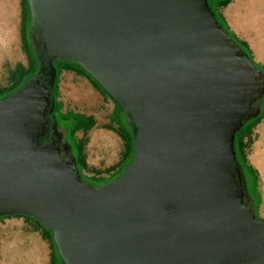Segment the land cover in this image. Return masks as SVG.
<instances>
[{
  "label": "water",
  "instance_id": "1",
  "mask_svg": "<svg viewBox=\"0 0 264 264\" xmlns=\"http://www.w3.org/2000/svg\"><path fill=\"white\" fill-rule=\"evenodd\" d=\"M39 73L81 66L137 138L117 180L93 187L45 134L50 91L0 103V218L54 234L63 264H264V224L243 204L236 134L260 114L263 72L208 0H29Z\"/></svg>",
  "mask_w": 264,
  "mask_h": 264
},
{
  "label": "rangeland",
  "instance_id": "2",
  "mask_svg": "<svg viewBox=\"0 0 264 264\" xmlns=\"http://www.w3.org/2000/svg\"><path fill=\"white\" fill-rule=\"evenodd\" d=\"M234 1L232 0L231 3H234ZM225 9L221 8L220 13L228 22L231 30L239 39L248 43L254 55V60L264 68V62L261 63L256 59L250 44L251 39L255 37V31H249L247 29L248 22H245L246 25H244L243 30L236 32L225 16ZM21 20V0H0V88L11 89L14 84L13 74L17 68L19 66L28 67L26 51L22 41ZM28 27H30L29 22H27L26 28ZM59 101L62 103L61 112L64 114L72 110L94 117V127L84 135L76 133L74 137L69 136L63 123H60L57 128V132L61 136L67 137L71 143L81 142L83 144L86 166L81 170L84 179L96 187L117 180L130 160H133L135 154V152L131 153L130 158L120 163L114 170L108 167L114 163L113 159H116L115 157L119 156L121 158L126 149V141L121 134L123 130L128 132V136L132 135L131 120L127 117L125 111L111 97L95 88L93 81L73 71H63L59 77ZM115 109L117 114L113 115ZM57 115L58 119L61 120L60 114L57 113ZM116 123L122 126L119 127ZM260 124L264 125V119ZM259 125L242 139L243 156L246 167H248L246 172L249 182L248 189L257 207L259 217L264 220L262 212L263 196L260 191L262 181L254 159L261 148V141L264 140V127L260 130V139ZM104 130L110 133L107 134ZM97 131L101 133L103 131V134L109 135L114 142L109 144L108 141L109 146H107L104 141L100 145L101 143L99 144V140L95 137ZM39 222L25 215L0 218V264H52L53 260L54 264H63L59 250L55 247L57 244L54 238V243L44 238L46 226L42 222L43 225H41Z\"/></svg>",
  "mask_w": 264,
  "mask_h": 264
},
{
  "label": "trees",
  "instance_id": "3",
  "mask_svg": "<svg viewBox=\"0 0 264 264\" xmlns=\"http://www.w3.org/2000/svg\"><path fill=\"white\" fill-rule=\"evenodd\" d=\"M231 1L232 0H208L210 7L215 12V16H216L222 30L224 32H226L234 41H236V43L242 48V50L245 53H247V55H249L250 60L252 61L253 65L255 67L259 68L263 72V76H264V68L261 65H259L258 63H256V61L254 60L255 59L254 55H253L248 43L238 38V36L231 30L226 19L220 13V9L221 8H227L231 4ZM25 11H26V13H25ZM21 14H22V19H24V16L27 15V22L31 23V25H32V14H31V8H30L29 0H21ZM22 41H23V45H24L23 47L25 48L26 54L30 53V55H28L30 57V61H29L30 63L28 64L27 68L24 66H19L17 68L16 72L13 74L14 84L12 85V88L11 89L0 88V98L3 97V99H8L12 95H14L19 89H21L24 86V84L32 77V75H34L37 72L36 67L37 66L39 67V64H38V61L36 58V53L34 52V50L30 49V46L25 45L24 31L22 32ZM29 51H31V52H29ZM31 61H32V64H31ZM55 67L57 69V78H56V82H55V87L51 93V97L53 100V104H52L53 105V114H56L57 119H58L57 113L60 114L61 120L58 119V124L60 126V123H63L66 126L67 131H68L67 134H69V136L74 137L76 135V133L81 131V130H84L86 133L87 131H89L91 128L94 127L95 121H94L93 116H86L84 114L73 113L71 111H67L65 114L61 112L62 111V103L59 101V77L63 71H73L79 75L85 76L88 79L90 78L93 81L95 88H97V89L101 90L102 92H104L105 94H107L109 97H111L117 103L118 106H120V108L123 109V107L120 105V103L117 102L108 93V91H106L81 66L74 64L70 61L62 60V61L55 62ZM257 106H258L257 109L260 110L259 116H257L255 119H252V120L246 122L244 127L236 134L235 147H236V152H237V158H238L240 164L243 166V168H246V163H245V158L243 156L244 146H243V139L242 138L244 136H247L264 119V96L258 101ZM116 109H117V107H116ZM116 109H115L113 115L117 114ZM80 122H84L86 124V128H79L78 126L73 125L74 123H80ZM131 127H132V130H131L132 135L131 136L130 135L125 136L124 133H121L123 139L126 141V148H127V156L125 158L126 160L128 158H130L131 153L135 152V142H136V138H137V133L134 131L135 126L132 125ZM49 134L50 133H48V134L45 133L43 136L40 137L39 143L41 145L48 144V142L50 141ZM67 141L72 146V152H73L74 157L76 158L77 167L80 171V174L82 175L81 169L85 168V166H86V160H85V157L83 155L84 146L81 142H77V144L76 143L73 144L70 142V140H68V138H67ZM131 162L132 161L130 160V162L128 163V165H127L126 169L124 170V172L122 173V175L128 169ZM249 170H251L253 172V170L251 168H249ZM122 175H120L118 178H120ZM82 179L84 182L89 183L87 180L84 179L83 175H82ZM93 187H95V186H93ZM253 210H254V214H255L256 218L260 222H264V220L259 217L256 206L254 207ZM22 216H24V215H22ZM39 223L41 225H43L41 222H39ZM45 231H46V233H45V235H43L44 238L46 240H51L54 243V240H53L54 234L51 231L47 230L46 228H45ZM55 247L58 250V247L56 245H55ZM52 264H54V260L52 261Z\"/></svg>",
  "mask_w": 264,
  "mask_h": 264
},
{
  "label": "crops",
  "instance_id": "4",
  "mask_svg": "<svg viewBox=\"0 0 264 264\" xmlns=\"http://www.w3.org/2000/svg\"><path fill=\"white\" fill-rule=\"evenodd\" d=\"M225 16L231 22L233 28L236 32H241L244 28L245 22L247 23V29L249 31H255V37L251 39V48L255 54V57L261 63L264 62V0H235L234 3H231L225 9ZM251 29V30H250ZM73 113H79L77 111H72ZM81 114V113H80ZM119 127L121 124L116 123ZM74 126H78L79 128H86V124L84 122L74 123ZM124 127V126H123ZM264 127L263 124H260L258 127V132L260 134L261 139V128ZM105 133H110L105 131ZM77 133L85 134L84 130H81ZM125 136H127V131L123 130ZM109 146L108 144H105ZM117 156V155H116ZM127 156V148L123 152L121 158L119 156L115 157L114 163L109 165L108 167L114 170L120 163L124 162ZM254 163V162H253ZM255 164V163H254ZM112 166V167H111ZM256 168L260 172L262 186L260 191L263 196V205L262 212L264 214V170L261 167H258L255 164Z\"/></svg>",
  "mask_w": 264,
  "mask_h": 264
},
{
  "label": "flooded vegetation",
  "instance_id": "5",
  "mask_svg": "<svg viewBox=\"0 0 264 264\" xmlns=\"http://www.w3.org/2000/svg\"><path fill=\"white\" fill-rule=\"evenodd\" d=\"M25 13H26V11H25ZM29 24H30V27L26 28V26H27V15H25L24 19L21 20V25H22L21 26V30H22V32L24 31L25 45L30 46V49L34 50V52H35L36 45H35L34 40L31 37L32 25H31V23H29ZM29 52H31V51H29ZM28 55H30V53L26 54L27 59H28V64H29L30 63L29 62L30 61V57ZM31 64H32V61H31ZM36 70H37V72L34 75H32V77L28 81H30L31 79H37L39 81L40 85H44L50 91V105H49V107L47 109V115H46L47 124H46V129H45V133L46 134L50 133L49 134L50 141L48 142V143H50L52 134L54 132V129L55 128L57 129L58 126H59L57 116H56V114H53V105H52L53 104V100H52V97H51V93H52L53 89H52L50 83L46 80V77H47L46 74L39 73V67L38 66L36 67ZM5 100H7V99H3V97L0 98V103L5 101ZM258 101L253 105V108H255V109L258 108V106H257ZM57 146L60 149L61 156L64 158V160H67L69 158V151H68L67 148H68V146H71V144L68 143L67 138L64 137V136L61 137V141H60L59 144H57ZM70 153L73 155L72 146H71V152ZM246 172H247V167L243 168V166H242V171L240 173L236 174L235 179L236 180H241V182H242V185H243V188H244V192H243V204H244V206L247 209H249L252 212H254L253 209L255 207V203H254L253 198L250 195V192H249V189H248L249 182H248V175H247ZM256 220H258V219L256 218ZM260 223L264 224V222H260Z\"/></svg>",
  "mask_w": 264,
  "mask_h": 264
},
{
  "label": "bare ground",
  "instance_id": "6",
  "mask_svg": "<svg viewBox=\"0 0 264 264\" xmlns=\"http://www.w3.org/2000/svg\"><path fill=\"white\" fill-rule=\"evenodd\" d=\"M95 135H96L95 136L96 139L99 140V144L101 143L100 145H102V142L104 141H105V144H108V141H109V144H112L114 142L113 139L109 135L103 134V131L102 133L97 131L95 132ZM254 157H255L254 159H255L256 164L264 170V140L261 141V148L259 149V151L256 153Z\"/></svg>",
  "mask_w": 264,
  "mask_h": 264
}]
</instances>
